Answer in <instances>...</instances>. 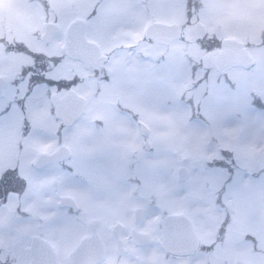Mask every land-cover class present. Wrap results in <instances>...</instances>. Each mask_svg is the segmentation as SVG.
<instances>
[{"label":"flooded vegetation","instance_id":"1","mask_svg":"<svg viewBox=\"0 0 264 264\" xmlns=\"http://www.w3.org/2000/svg\"><path fill=\"white\" fill-rule=\"evenodd\" d=\"M26 1L28 7L23 9L24 13L30 14L31 21L37 22L33 32L28 30L35 39V46L17 38L14 45L0 36L3 49L0 52V78L4 79L0 120L16 113L20 122L25 123L23 132L21 126L17 130V140L11 141L12 144L22 143L21 147L13 144L16 160L12 165L21 176L19 160L32 130L28 106H36L34 100L29 99L33 89L37 85L51 86L59 81L57 88L60 91L55 96L64 99L75 92L85 99V113L76 121L82 119L84 122L76 153L68 147L69 158L46 164L38 170L34 164L42 154L53 155L66 146L58 140L53 148L37 154L35 160L29 162V168L37 171L56 168L49 178L53 192L43 204L51 211H61L65 223L78 234L72 249L88 241L89 248L104 249V260L100 264H142L138 251L159 245L162 219L167 215H185L192 221L200 238L198 250L188 257L167 260L160 257L152 262L215 264L213 259L217 257L216 264L219 261L227 264L226 245L232 233L238 231L229 202L230 199L233 203L235 197L228 199L229 185L245 173L250 177L254 175L238 164L240 145L237 137L232 139L211 130L210 126L201 130L187 127L194 120V101H198L196 97L205 80L209 82L205 95L209 92L210 82L213 88L214 81L220 86L223 81L227 91L233 93L237 89L225 78L227 74L234 71L264 72V0H234L236 16L229 26L237 34L227 31V25L221 19L203 16L207 8L206 0ZM80 20L86 21L88 41L100 48V52L91 51L92 58L87 62L79 57L82 54L81 43L75 41L76 50L71 53L66 44L70 26ZM152 23L177 26L179 34H175L167 44L156 42L145 33ZM50 25L57 26L58 29H55L58 32L44 41L46 26ZM2 26L0 22V33ZM211 26L215 27V31L211 30ZM168 37L170 35L163 34L164 40ZM56 39L61 41L60 44H55ZM122 39L125 43L119 42ZM3 41L8 42L9 48H3ZM36 43L42 48H37ZM179 52L182 62H179ZM228 53L230 57L222 60L221 69L207 58L209 54ZM235 56L242 65H232ZM2 58L19 61L14 79L3 72ZM3 65L8 69L7 63ZM29 73L33 74L30 81ZM181 85L184 88L179 92ZM133 89L142 99H153L156 108L135 109V105L127 102L132 98ZM158 89L165 92L163 103L159 102L162 97ZM48 91L51 97V89ZM178 97L182 101H177ZM52 100L51 116L61 131L66 128L55 117ZM164 109H168L166 112L171 115L162 114ZM179 110L184 111L185 116L179 115ZM181 116L183 129H178L177 122L170 129L166 128L165 120L173 118L178 121ZM197 116L199 120H205L198 113ZM22 137L27 138L20 140ZM230 140L232 145L229 146ZM191 147L199 155L191 156L188 150ZM164 152L171 161L173 177L172 189L168 191L165 190L167 180H163ZM182 160L186 163L181 164ZM180 169L185 170L182 180L178 178ZM261 170L264 174V168ZM225 176L227 184L224 190H220ZM259 178H249L257 188L263 182L262 177ZM22 179L27 183V179ZM15 195L16 198L21 196ZM263 197L264 194L260 198ZM19 212L24 213V219L37 220L32 210L17 209L16 214ZM44 225V221H37L38 235L46 238L41 231ZM208 233L212 234L209 243L205 240ZM132 234L150 236L149 244L138 245ZM247 236L250 241L242 242L241 239V242L248 247L252 264H264L263 242L256 233ZM33 237L35 235L30 236V244ZM50 243L60 263L70 264L68 258L72 249L62 259L54 244ZM118 245L126 251L124 254L117 252ZM23 251L24 255L25 249ZM3 253H0V264H9L7 260H1ZM124 257L132 261L126 263L122 261ZM26 261L30 263L28 259Z\"/></svg>","mask_w":264,"mask_h":264},{"label":"rangeland","instance_id":"2","mask_svg":"<svg viewBox=\"0 0 264 264\" xmlns=\"http://www.w3.org/2000/svg\"><path fill=\"white\" fill-rule=\"evenodd\" d=\"M206 2L207 8L202 13L203 16L221 19L226 23L227 31L231 34H237L235 31L230 30L233 27L229 26L230 22L235 21L236 16L234 0H206ZM26 3V0H0V22L3 25L0 36L8 39L14 45L16 40H20L23 43H28L29 46H35L33 44L35 39L29 32L36 29L37 22L35 20L31 21V15L24 13L23 9L28 7ZM211 30L215 31V27L211 26ZM122 31L123 29H121ZM15 38L17 39L15 40ZM60 42L59 39H56L55 44H60ZM119 42L125 43V39ZM36 45L37 48H42L38 43ZM106 46L111 45L107 44ZM2 50L0 46V52ZM195 51L197 54L198 50L195 49ZM181 59L179 52V62L183 61ZM2 60L3 72L9 74L8 78L14 79L19 61L9 58H2ZM5 63H7L8 69L4 67L3 64ZM181 77L182 75L179 74V78ZM208 77H211V75H208ZM214 77L216 78L217 75H214ZM225 78L229 79V82L234 88L236 87L237 91L228 92L223 81L221 86L216 85L214 81L213 88L210 82L209 92L205 95L209 84L205 80L196 97L198 101L202 100L203 102L194 101L195 116L187 129L201 130L208 129L210 126L211 130L230 136L232 139L237 137L240 145L237 155L238 164L253 172V175L257 178L262 177V186L259 188L254 182L250 181L246 174V176L243 175L236 182L229 185L228 199L231 196L235 197L233 203L230 199L229 202H231L230 208L233 211L232 217L235 220L234 226L237 227L238 231L232 233L228 239L226 260L228 264H236L237 262L239 264H252V256H250L248 247L241 242V239L243 241L245 240L244 237L249 238L248 234L256 233L264 244V197L260 198L264 194V174L261 173V169L264 168V72L260 70L251 72L234 71L227 74ZM183 88L184 85H181L179 92ZM158 91L162 97L159 102H165V92L162 89H158ZM131 97V100L127 102L135 105V109L149 106L153 109L156 108L153 99H142L134 89ZM177 101H182V99L179 98ZM36 108L35 105L28 106L30 113L29 125L31 129L35 130L31 131L30 137L25 141V151L19 160L20 174L27 179V183L24 182L23 184V189H25L20 198H16L15 194L10 193L6 205L0 206V253L4 252L1 260L3 262L7 260L9 264H27L23 250L30 245V236L40 233L37 227L38 220L44 221L45 225L41 231L54 244L62 259L66 257L78 239V234L70 229L63 220L62 212L57 209L51 211L43 204L45 198L53 192L49 178L56 171V168L47 167L43 171H37L31 167L29 168V162L35 160L37 154L47 152L53 148L58 140L62 141L75 154L79 137L84 130V122L81 119L70 128L59 131L54 117L46 116L44 122L37 120L34 115ZM41 108L46 115V106H41ZM168 109L160 111L162 114L168 113L171 115L170 112H166ZM184 113V111L179 110V115L183 116ZM197 113L202 115L205 120H199ZM182 116L178 117V121L173 118L165 120L166 128L170 129L172 124L177 122L178 129H183ZM20 125V117L16 113H11L7 118L0 120V172L5 167L12 166L16 160L15 148L11 141L17 140V130ZM228 145H232L231 140L228 141ZM188 150L191 156L199 155L193 147ZM166 153L163 154V180H167L166 183L168 184L165 190L168 191L172 189L171 179L173 177L171 175V161ZM98 161L102 162L100 158H98ZM71 162H74V160ZM17 209L18 211L32 210V212H35L37 220L24 219L23 212H19L17 216ZM205 237L206 242H211V233L206 234ZM138 252L143 259L142 264H159L158 262H152V260L162 258L164 254L157 244L147 246ZM217 260V257L213 259V263L216 264ZM122 261L129 263L132 259L124 257ZM240 261H243V263ZM219 264H222V262L219 261Z\"/></svg>","mask_w":264,"mask_h":264},{"label":"water","instance_id":"3","mask_svg":"<svg viewBox=\"0 0 264 264\" xmlns=\"http://www.w3.org/2000/svg\"><path fill=\"white\" fill-rule=\"evenodd\" d=\"M56 26H46V35L43 36L44 41H48L52 34L57 33ZM58 29V28H57ZM56 31V32H54ZM163 34L170 35V38L164 40ZM179 34L177 26L166 25L162 23H153L148 26L146 35L159 43H166L174 39V35ZM76 37L79 39L76 40ZM75 41L81 43L82 54L79 55L84 61L92 58L91 51L100 52L97 44L91 43L86 37V22L80 20L70 26L67 32L66 44L68 51L75 52ZM228 54L207 55V58L219 69L222 67V60L225 57H230ZM249 56V54H248ZM98 56L95 55V58ZM250 57V56H249ZM99 58V57H98ZM101 58V56H100ZM245 59V57H243ZM243 59V60H244ZM233 60V59H232ZM238 57L235 56V61L232 65H242L238 63ZM4 79L0 78V89L3 90ZM52 104L55 109V115L60 119L65 127H71L85 112L86 101L75 92H71L66 98L60 99L57 95L54 96ZM70 156V150L66 146H62L53 155L42 154L36 161L34 166L41 169L46 164H54L61 162ZM185 162L184 160L182 161ZM180 179H183L180 174ZM186 222L187 224H184ZM162 243L166 250L174 255L194 254L198 249L199 239L190 219L185 216H167L162 221ZM134 241L138 245H144L149 242V237L146 235L132 234ZM88 241H83L69 255L71 264H97L103 259V250L99 248L91 249ZM118 251L123 253L121 245ZM26 257L30 260V264H61L57 253L49 242L41 237H34L32 245L25 250Z\"/></svg>","mask_w":264,"mask_h":264},{"label":"snow or ice","instance_id":"4","mask_svg":"<svg viewBox=\"0 0 264 264\" xmlns=\"http://www.w3.org/2000/svg\"><path fill=\"white\" fill-rule=\"evenodd\" d=\"M32 73H29L28 76V80L30 81L32 78ZM46 79H50V77H46ZM59 81H56L55 83H53L51 86L44 84V85H37L34 89H33V97H30L29 99L34 100L37 108L36 111L34 113L35 117L37 120L44 122L47 117L51 116V104L50 101L54 98L56 92L60 91V89L57 88ZM41 89H43V91H41ZM49 89H51V93L52 96H49ZM27 94V93H25ZM4 96V91L2 89H0V98H2ZM21 99H23V97H21ZM189 99H191V97H189ZM41 106H47V112L45 115L44 110L41 108ZM4 107H7V103H4ZM14 107H18L15 106ZM26 107H27V101H26ZM189 115L191 116V107L189 108ZM31 123V121H30ZM35 129H32L31 131H34ZM30 131V134H31ZM21 132H23V121H21ZM227 184V176H225L224 182L221 185V189L220 190H224V185ZM219 191V190H218ZM226 191V190H225ZM217 198H219V196L217 195Z\"/></svg>","mask_w":264,"mask_h":264},{"label":"trees","instance_id":"5","mask_svg":"<svg viewBox=\"0 0 264 264\" xmlns=\"http://www.w3.org/2000/svg\"><path fill=\"white\" fill-rule=\"evenodd\" d=\"M5 48H9L8 43L3 41L1 43ZM18 174V170L12 167H6L0 174V204H4L10 193L21 194L23 193V179ZM22 187V189H21Z\"/></svg>","mask_w":264,"mask_h":264}]
</instances>
